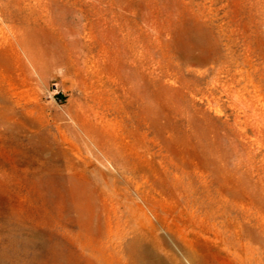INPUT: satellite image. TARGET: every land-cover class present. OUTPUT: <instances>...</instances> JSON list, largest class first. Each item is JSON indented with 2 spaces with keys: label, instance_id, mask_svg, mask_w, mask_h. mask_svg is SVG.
Here are the masks:
<instances>
[{
  "label": "rangeland",
  "instance_id": "rangeland-1",
  "mask_svg": "<svg viewBox=\"0 0 264 264\" xmlns=\"http://www.w3.org/2000/svg\"><path fill=\"white\" fill-rule=\"evenodd\" d=\"M138 222L181 264H264V0H0V264L33 230L120 264Z\"/></svg>",
  "mask_w": 264,
  "mask_h": 264
},
{
  "label": "bare ground",
  "instance_id": "bare-ground-1",
  "mask_svg": "<svg viewBox=\"0 0 264 264\" xmlns=\"http://www.w3.org/2000/svg\"><path fill=\"white\" fill-rule=\"evenodd\" d=\"M108 153H112L110 149ZM71 187L75 191L82 189L81 186ZM79 196L72 195L71 198L73 207L75 206V209L80 210L79 214L73 218L91 234L96 229V224L93 222L94 216L89 215L80 206L84 196ZM86 198L89 200L88 197ZM134 224L135 226L130 233L121 230L115 235H110L111 260L120 264H181L176 252L165 248L163 254L159 251L161 245L157 241V227H148L146 223L142 222ZM12 238L19 241L24 249L25 257L22 264H44L46 261H52L56 264H78L74 261L72 250L67 248L68 251L64 253L65 246L61 244V240L56 239L54 241L51 240L54 238H44L35 230L18 235L13 234ZM82 264H95V262L91 259H85Z\"/></svg>",
  "mask_w": 264,
  "mask_h": 264
}]
</instances>
